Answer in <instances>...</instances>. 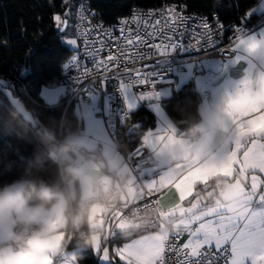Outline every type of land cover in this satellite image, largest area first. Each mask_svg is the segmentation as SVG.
Wrapping results in <instances>:
<instances>
[{
  "label": "built area",
  "instance_id": "1",
  "mask_svg": "<svg viewBox=\"0 0 264 264\" xmlns=\"http://www.w3.org/2000/svg\"><path fill=\"white\" fill-rule=\"evenodd\" d=\"M72 8L73 35L78 43L76 50L73 51L61 69L59 85L63 92L60 102L66 107L77 100L91 105L92 96L96 94L100 98V102L104 104L102 117L116 148L118 147L116 144L118 133L127 125L129 127L132 120L131 113L124 106L120 79L125 84L131 85V90L139 102V106L147 109L150 103H161L164 89H175L178 75L184 72L187 66L192 67L194 74H200L204 60L210 58L224 59L231 56L233 54L232 47L237 42L236 37L242 39L257 28L256 23H249L245 17L240 18L237 22L224 25L214 14L188 13L176 3L164 4L151 9L133 6L127 15L118 18L113 24H106L100 20L87 0H73ZM169 9H175L183 19L174 17ZM134 16L135 19H133ZM121 20L128 23L121 25ZM205 20L207 28L204 26ZM221 25H223V30H221ZM121 27L125 29V33L131 28V35L135 36L139 33L149 44H168L167 38L172 37L171 42L180 41L183 45L175 50L169 47L161 56L160 52L163 51V47L160 49L148 48L144 44L129 47L126 41H120V46L125 53L119 70L120 79L111 78L114 73L111 70L104 73L98 67V61L101 58L107 59L109 51L112 54L118 53V49L112 47L111 38L120 37L119 29ZM103 32L110 33V36L100 37L101 40L105 41L107 47L97 55L95 49L100 47L97 34ZM179 33H183V36L181 37ZM209 37H211L210 40ZM86 40L92 44L91 48L85 44ZM141 56H144L145 59H140ZM76 63L80 65L79 71L75 66ZM149 65H152V69L148 67ZM145 70H152L155 88H152L151 85L135 83L138 78L137 72L143 73ZM105 75L109 78L101 86L99 81ZM78 80H82L83 83H79ZM141 91H154L155 95L141 100L138 98ZM122 157L123 163L134 177L132 186L135 193L140 196V200L126 206L120 205L119 201L115 208L103 214L109 226L106 237L107 243L111 241L118 223L128 227L129 224L138 225L137 227H130L138 231H156L165 227V215H161L164 211L155 195L149 197L150 192L142 184L140 177V173L145 167L155 163L151 154L146 148L138 147L127 154L122 153ZM177 234H179V240L176 239ZM74 235L69 238V241ZM180 240L181 233L171 231L163 239V243L181 244ZM69 244L67 243L66 246L68 247ZM208 252L206 257L201 258V264H206L207 261H211V264H227V261L231 259L229 246L223 247L220 251L209 249ZM175 259L171 253L165 252V264H173Z\"/></svg>",
  "mask_w": 264,
  "mask_h": 264
},
{
  "label": "clouds",
  "instance_id": "2",
  "mask_svg": "<svg viewBox=\"0 0 264 264\" xmlns=\"http://www.w3.org/2000/svg\"><path fill=\"white\" fill-rule=\"evenodd\" d=\"M260 57L264 59V49ZM236 97L237 93L226 95L211 114L198 110L193 118L182 122L186 125L182 133L185 143L178 148V156L184 163L220 164L226 159L238 137L230 115V101ZM9 104L16 118L25 112L31 115L23 98ZM37 118L46 130V139L56 146L48 151L46 160L38 157L29 161L23 173L0 183V264H52L53 256L67 243L61 234L69 238L79 234L86 237V246H94L101 235L100 217L117 206L131 182L115 157L84 158L86 148L75 133L71 117L41 113ZM66 119L73 125L72 132L66 127L61 138L59 125ZM209 137L216 143L211 152L204 149ZM77 153L82 162H77ZM49 167L63 176L59 186L46 179ZM215 183L225 201L235 206L236 197L227 191V182ZM178 227L179 222L169 218L164 230H157L155 235L163 240ZM52 237L59 238L60 243H50Z\"/></svg>",
  "mask_w": 264,
  "mask_h": 264
},
{
  "label": "crops",
  "instance_id": "3",
  "mask_svg": "<svg viewBox=\"0 0 264 264\" xmlns=\"http://www.w3.org/2000/svg\"><path fill=\"white\" fill-rule=\"evenodd\" d=\"M247 13H251V15L246 16L245 14L246 19L254 20L257 24V28L242 39L245 41L255 39L256 41L261 42L260 46L255 50L249 51L247 44L237 47V42H235L232 47L234 50L231 56L224 59L210 58L204 60L202 62V72L200 74H194L192 67L187 66L185 71L178 75L175 89L163 90L162 100L170 98L174 91L191 83L198 95V110L205 114H211L220 105L224 96L233 95L242 91L245 82H248L251 87H256L260 75L264 73V59L260 57V51L261 49H264V0H258L257 3L247 11ZM182 74H186L187 77L180 82L179 76ZM165 91L168 92L166 95H164ZM62 92V87L59 84H56L43 87L40 90L39 96L45 104L55 105L60 101ZM73 104L74 113L82 126L76 135L82 140L86 151H95V156L102 155V158L111 159L115 157L122 168L123 173L130 178L131 182L128 184L122 198L120 199V205L126 206L139 201L140 196L135 193L132 186L134 177L123 163L121 151H117L115 143L107 132L102 117L104 104L100 102V98L94 94L92 96L91 105H87L78 100ZM139 107L138 102L137 109ZM77 108L79 109V113H76L78 112ZM136 110L129 112L132 114ZM147 110L151 115V124L144 129L142 128L136 134L139 135L138 145L146 148L155 163L152 166L145 167L141 171L140 177L142 184L149 192V184L153 181L156 182V190L160 193L157 192L153 195L156 196L159 205L164 211L165 219L167 220L171 218L179 222V227L175 231L181 233V244L186 242L189 238L190 234L186 227V223L190 218L194 220L197 217H203L199 223H214L216 227L229 224V231L234 230L237 234L240 230L245 228L250 220H255L256 224H259L261 217H264V201L259 199L261 195H264V184L260 186L257 193L252 192L250 185L251 176L253 174L264 180V173H260L258 170L253 173L250 170L242 176L238 170L239 166H237V171L231 176H228L227 174L220 175L218 173H211L207 176L206 183H201L195 188L194 196L181 200L177 196L179 188L170 187L171 180L165 179L169 174L173 177L176 175L191 176L194 171L204 165L219 164H186L178 156V148L180 146H177L175 149L170 147L165 148L164 144H166L167 141H165L164 144H158L156 147H153L150 144H145V139L150 133L153 136L157 134H163L166 137L174 136L177 140L184 141L182 136L184 129L181 128L180 124L173 123L167 117L160 103H150ZM235 143L236 141L234 142L232 149L228 152L227 157L235 148ZM215 148L216 143L214 139L210 137L206 138L204 144L205 151L211 152ZM76 159L77 162H82L80 153L76 154ZM218 180L227 182L228 192L230 191L229 186L235 185L237 181H239L240 185L245 190L239 195L236 194L235 189L231 190V194H234L236 197L235 206L230 205L223 198V193L215 183ZM210 190L213 191V194L209 196L207 194ZM181 196H185V193L182 192ZM205 213H209V215L205 216ZM100 226V238L92 247L84 245L74 249L67 248V243L69 244L72 239L69 241L67 234H61V237L65 239L67 243L64 244L63 248L53 256L52 264H78L76 256L86 251L92 253L97 258L99 264H112L110 258H102V253H95V250L97 248L102 250L107 247L110 249L111 256V254L115 253L118 248L135 244L137 240L163 242V240L155 235L157 230L138 231L125 226L122 223H118L115 227L111 241L107 243L106 237L109 232V226L103 215L100 217ZM193 227H196V225H193ZM159 230H164V227ZM118 240L119 243L115 242ZM112 242L113 244H111ZM50 243L59 244L60 239L52 237L50 238ZM225 246L230 247V245H224L223 247ZM211 249L216 250L215 246ZM113 264H123V262H120L118 258H116V261H114ZM247 264H251L250 259L247 261Z\"/></svg>",
  "mask_w": 264,
  "mask_h": 264
},
{
  "label": "trees",
  "instance_id": "4",
  "mask_svg": "<svg viewBox=\"0 0 264 264\" xmlns=\"http://www.w3.org/2000/svg\"><path fill=\"white\" fill-rule=\"evenodd\" d=\"M97 17L106 24H113L118 18L128 14L133 6L143 9L176 3L188 13L217 16L224 25L237 22L245 17L258 0H87ZM73 0H0V183L9 181L23 173L28 162L38 157L45 159L49 150L56 145L45 137L41 113L74 120L75 133L81 123L74 113V104L66 107L60 101L47 105L40 98L43 87L59 84L63 64L73 51L62 42V34L56 30L54 17H63L65 11L72 10ZM246 18V17H245ZM249 23H256L247 19ZM73 25V14L70 19ZM73 29V28H72ZM23 98L29 111L16 118L9 102H20ZM167 117L185 128L183 121L195 116L198 111V95L191 83L174 91L172 96L160 103ZM132 123H142V128L151 124L147 109L139 107L131 114ZM72 132L73 125L68 120L60 122L59 136ZM127 127L118 133L116 144L121 153L127 154L138 145L139 135H128ZM95 151H86L85 158L95 156ZM46 179L59 186L63 176L54 167H49ZM136 234V233H135ZM134 234V235H135ZM86 237L75 234L67 248L85 245ZM114 242V241H113ZM113 242L111 244H113ZM119 243L118 241H115ZM78 264H99L90 252L76 256Z\"/></svg>",
  "mask_w": 264,
  "mask_h": 264
},
{
  "label": "snow or ice",
  "instance_id": "5",
  "mask_svg": "<svg viewBox=\"0 0 264 264\" xmlns=\"http://www.w3.org/2000/svg\"><path fill=\"white\" fill-rule=\"evenodd\" d=\"M172 15L178 19H183L181 14L176 12L175 9H169ZM95 15V13H93ZM251 13H246V16H250ZM56 27L58 31H62L60 25L66 24L67 21H62L60 15L54 17ZM135 19V16L133 17ZM125 20H121L120 24H127ZM204 26L207 28V22L205 20ZM223 30V25L220 26ZM120 37H112V47L118 49L117 54H112L109 51L107 59L101 58L98 61V67L102 69L104 73H108L110 70L114 73L111 78H119V70L121 61L124 58V50L120 46V41H126L129 47L138 44H144L148 48L156 47L160 49L163 47V51L160 55L163 56L170 47L175 50L177 47L183 45L182 42H171L172 37H168V44H149L143 36L137 33L135 36L131 35L132 29L129 28L127 33L125 29L121 27L119 29ZM149 35H151L149 33ZM182 37L183 33H179ZM101 36H110V33L103 32L97 34V40L100 43V47L95 49L97 55L104 51L107 47L104 40H101ZM211 37H209V40ZM231 39V38H230ZM237 39V47L247 44L248 50L252 51L260 46L261 42L255 39L245 41L239 37ZM67 43L73 46H77L76 39H67ZM88 47H92V44L85 41ZM234 50V49H233ZM150 59V57H148ZM140 59H145L141 56ZM95 62V61H94ZM75 63V61H74ZM79 71L80 65L75 64ZM152 69V65L148 66ZM127 72V69H125ZM131 75V73H128ZM138 78L135 83L138 85H151L155 88V82L153 72L145 70L143 73L137 72ZM109 77L103 76L99 83L103 86L104 82ZM79 83H83L82 80H78ZM120 89L123 93H127L131 89L130 84H125L120 79ZM155 95L154 91H141L138 94V98L143 100L145 98H151ZM125 103L129 111L134 107L132 103H128L127 95H125ZM230 108L232 111L233 123L237 125L238 137L235 143V148L229 154V156L222 161L219 165H204L193 172L191 176L169 174L165 179L171 180L170 187H178L177 196L183 200L195 195V188L201 184L207 182V176L211 173H218L220 175L227 174L231 176L239 171L243 176L250 170L255 173L257 170L260 173H264V73H262L258 79L256 87H251L248 82L244 83L243 90L237 93L235 100L230 101ZM167 141L166 144L164 142ZM184 141L177 140L174 136L166 137L163 134H157L153 136L151 133L146 137L145 144H150L156 147L158 144H164L165 148L175 149L177 146L183 147ZM264 184V180L260 179L257 175L251 176V190L253 193H257L260 186ZM157 184L153 181L149 184L150 196L159 191ZM229 193L232 189L236 190V194L244 192L245 190L240 185L239 181L235 185L229 186ZM185 193V196H181V193ZM160 193V192H159ZM261 201H264V195L259 197ZM183 211V210H182ZM164 215V213H161ZM209 213H205V216ZM203 217H197L194 220H190L186 223V227L189 231V238L183 244L163 243L149 240H137L135 244L128 246H122L118 248L115 253L110 256V249L105 247L102 250L97 248L95 253H102V258H110L112 264L116 261V258L123 264H165L164 254L165 252L171 253L176 259L173 264H201V258L206 257L208 250L215 246L216 251H220L224 245H230L231 259L227 261V264H247L250 259L251 264H264V217H261L259 224H256L255 220H250L243 230H240L237 234L234 230L229 231V224L216 227L213 224L199 223ZM196 225V227H193ZM138 225L129 224V227H137ZM179 240V234L176 237ZM58 245V243H57ZM206 264H211V261H207Z\"/></svg>",
  "mask_w": 264,
  "mask_h": 264
},
{
  "label": "rangeland",
  "instance_id": "6",
  "mask_svg": "<svg viewBox=\"0 0 264 264\" xmlns=\"http://www.w3.org/2000/svg\"><path fill=\"white\" fill-rule=\"evenodd\" d=\"M72 14H73V9L70 10V8H69V9H67V10L65 11V13H64L63 17L61 18V20H62V21H65V20H66L67 23H66V24H63V23H62V24L60 25L62 31H59V32H60V33L62 34V36H63V37H62V42H63V44L66 45L70 50L75 51V50H76V46H73V45H70L69 43H67V39H74L73 29L71 28V25H70V19H71V17H72ZM54 21H55V19H54ZM55 28H56V30H57L56 22H55ZM186 77H187L186 74H182V75H180V76H179L180 82L183 81V80H185ZM167 93H168V92L165 91V92H164V95H166ZM125 95H127V101H128V103H132V104L134 105V107L131 109V111L136 110L137 107H138V102H137V100H136V98H135V96H134L132 90L129 89L128 92H127L126 94L123 93V96H124V106L126 107V109H127L128 112H129V109L127 108V104L125 103ZM13 103H19V102L13 100ZM77 111H78V112H76V113H79V109H78V108H77Z\"/></svg>",
  "mask_w": 264,
  "mask_h": 264
},
{
  "label": "water",
  "instance_id": "7",
  "mask_svg": "<svg viewBox=\"0 0 264 264\" xmlns=\"http://www.w3.org/2000/svg\"><path fill=\"white\" fill-rule=\"evenodd\" d=\"M142 127H143L142 123H133V124H130V126L127 129V132L134 135V134L138 133L142 129ZM212 194H213V191L210 190L207 195L210 196Z\"/></svg>",
  "mask_w": 264,
  "mask_h": 264
}]
</instances>
